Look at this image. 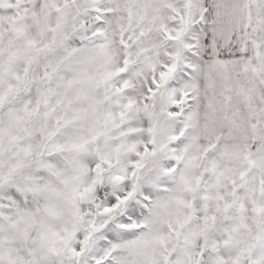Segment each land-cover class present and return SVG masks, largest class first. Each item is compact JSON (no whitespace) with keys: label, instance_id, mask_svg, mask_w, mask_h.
I'll return each mask as SVG.
<instances>
[{"label":"snow or ice","instance_id":"1","mask_svg":"<svg viewBox=\"0 0 264 264\" xmlns=\"http://www.w3.org/2000/svg\"><path fill=\"white\" fill-rule=\"evenodd\" d=\"M0 264H264V0H0Z\"/></svg>","mask_w":264,"mask_h":264}]
</instances>
